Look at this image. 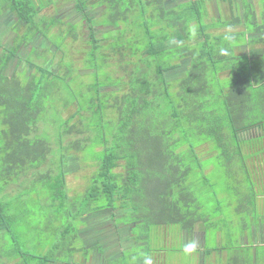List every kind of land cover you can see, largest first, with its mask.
Returning <instances> with one entry per match:
<instances>
[{
    "label": "trees",
    "instance_id": "16d2710c",
    "mask_svg": "<svg viewBox=\"0 0 264 264\" xmlns=\"http://www.w3.org/2000/svg\"><path fill=\"white\" fill-rule=\"evenodd\" d=\"M104 1L115 20L125 12L126 22L121 29L114 24L117 33L109 40L100 41L92 32L88 63L94 80L85 87H71L67 71L53 74L39 65L23 79L16 72L9 76L8 56L0 58V196L8 194L10 184L36 187L40 181L51 193V209L66 211V201L72 200V209H78L73 220L82 218L85 225H72L69 246L64 244L70 229H60L52 248L58 254L79 253L82 264L83 259L98 262L100 256L103 264L117 258L121 263L113 264H144L145 257L155 264L145 235L136 236L134 226H143L145 234L152 227H174L176 238L186 241L201 225L205 241L212 228L219 240L223 227L235 222L234 215L226 223L216 208L210 211L209 200L218 204L216 192L201 189L208 182L206 170L218 164L236 185L232 197L243 215V233L258 222L264 231V56L253 60L236 54V34L228 41L224 34L210 33L202 0L187 5L147 0V11L141 8L133 22L127 21V14L136 10L132 2L119 9L116 0ZM76 6L85 8L83 3ZM5 10L28 30L38 31L32 0H0V12ZM257 29L264 32V26ZM258 41L264 44V37ZM71 105L76 109L58 125L54 148L50 127L38 124H46L44 115H62ZM251 130L257 133L247 134ZM71 149L95 167L83 193L72 197L65 170ZM199 178L205 182L200 184ZM10 205L0 197L2 236L15 218L8 213ZM98 213L108 216L117 236L128 234L126 247L120 240L112 257L104 254L108 244L86 245L83 232L97 225L89 223V216ZM102 221L99 217L98 223ZM120 225L128 227L120 230ZM226 231L231 241L234 231ZM236 244L205 245L199 264H264V240L254 245L255 254L247 244ZM91 250L93 258L88 257ZM51 258L39 257V264H56Z\"/></svg>",
    "mask_w": 264,
    "mask_h": 264
},
{
    "label": "rangeland",
    "instance_id": "374dc122",
    "mask_svg": "<svg viewBox=\"0 0 264 264\" xmlns=\"http://www.w3.org/2000/svg\"><path fill=\"white\" fill-rule=\"evenodd\" d=\"M68 1V0H67ZM100 0L89 4V7L94 8L96 5H98ZM114 1V0H113ZM119 3V9H123V7H129L130 3L132 2L133 5H136L133 12L130 14H127V21L133 22L136 18H138L141 14V8H144L145 11H147V0H121L122 3H120V0H116ZM104 4H108L106 1H102ZM182 5H187L188 1H180ZM201 3V1H197ZM38 5L43 6L42 0H37L36 2ZM70 5H67V8H65L62 12V15H65V12L71 13L72 9V3L69 2ZM68 3V4H69ZM84 4V1L82 2ZM191 3V2H189ZM85 5V4H84ZM203 6V5H202ZM86 7V6H85ZM87 7L86 12L90 10L91 8ZM176 7V6H175ZM174 7V8H175ZM181 8L179 5L176 7V9ZM101 9V8H100ZM249 6L245 5V12L248 15ZM204 10H202L203 13ZM52 11H43L40 12V14H51ZM113 13V10H110V7H107V11L105 14L101 15L97 19L89 18V24H101L102 26L107 25H114L115 23H119L121 25L118 28H123V22H126L123 17L118 18L117 20L112 21L111 15ZM71 16H61L64 18V23L61 25L53 26L51 30H48V24L53 21V17H39L36 16V20L40 21V26L38 27V31L40 32V36L44 38V42L48 45L49 43L53 44V46L57 47V52H55V58L53 61L56 63H59L61 65L60 74H64L65 71L68 73L69 82L71 84V87L74 85L80 86V88L83 86L85 87L89 83L93 82L94 80V74L91 72L90 63L88 61H91L90 57V51L93 46V41L88 40L86 41L88 37L87 33H83V31H79L77 34V38L75 39L73 36L70 38L67 31H69L71 28L76 29V25H72V13ZM206 17V18H205ZM68 19V20H66ZM207 14L204 15L203 22L207 25L206 22ZM46 22V24H44ZM61 29L60 32L56 31L58 29ZM63 28V29H62ZM114 29V30H113ZM191 29V27H190ZM55 30V31H53ZM101 30L95 31L96 34L102 38L105 39H111L116 33V28L110 27L99 34ZM195 33V32H194ZM73 35V34H72ZM72 38H74L75 41L72 43ZM86 41V45H84ZM238 41H243V36H239ZM48 50V47H45ZM245 51V50H243ZM249 56L255 55L252 51H250ZM27 49L22 52V57L26 55ZM238 53V52H237ZM248 56V54H245ZM248 56V57H249ZM28 59V58H26ZM252 59V58H251ZM91 72V73H90ZM100 74H103L101 72ZM19 76L23 79L24 75L22 73H19ZM77 88L76 86L73 87ZM107 89V88H106ZM63 109V108H62ZM74 106H69L66 109H63L62 115L59 116L54 115V113H49L47 115H44L46 118H48L46 124L44 122H39V127L42 128L44 126L50 127L48 130L51 132V144L52 147H57V142L55 143L54 135L57 133L58 125L60 122L63 121L62 118H67L69 115H71L75 111ZM62 116V117H61ZM72 123V121H71ZM56 124V125H55ZM43 131V130H42ZM260 132V131H259ZM258 132V134H259ZM45 132H42L44 134ZM252 133V134H251ZM257 133V132H256ZM253 130H251L247 134H251V136H254ZM85 135H89L88 132L84 133ZM73 136V135H72ZM72 136H68L67 140H72ZM78 136V135H77ZM74 136V137H77ZM49 140V136L46 135ZM73 137V138H74ZM207 146H203L202 149H207ZM86 151H89L88 149ZM69 160L65 162L66 167V187L67 192L70 197L81 194L85 190V187L87 185L89 176L94 170V164L90 162L89 160L86 161L83 153L81 152H75L74 150H69ZM56 155V157L59 159L60 153L57 150H54L52 155ZM77 157L73 158L72 157ZM89 155V153H85V155ZM81 158V159H80ZM85 160V161H84ZM206 163V159L203 161ZM212 169L208 168L206 171V177L208 178V182L206 183V186H202L201 189L205 191L206 189H213L217 195L218 204L215 205V202L213 200H209V210L212 211L214 208L215 210H218V213L220 212L222 215L226 217V223H229V217L235 216L234 220L235 222L233 225L231 222L229 223L228 227H223L224 231L227 233L226 228L231 229L234 231L233 235L231 236L232 240L229 241V237L226 236L225 232H220L219 238L217 239V235L215 234V228H212L207 234H206V240L204 241V232L202 229V226H198L196 231L193 233V235L190 238H187L186 241H183L179 238H176V232L173 231L174 227L168 228L166 227H152L149 230V233L145 234L146 230L143 226H134L132 228V232L138 236L143 237L145 235L144 242L148 243V247L152 250L151 255L155 260V264H198V255L201 252V249L204 246V243L206 247L208 248H214L218 245L220 242L221 245H233L236 243H239V235L243 234L244 226H242L243 222V215L239 213V211H236V201L233 199V194L235 192L236 185L231 184V179L228 177L227 171L225 169H221V167L218 164L213 165ZM58 166L54 167L56 170ZM42 169L46 168V165H43L41 167ZM40 168V169H41ZM22 180V179H21ZM200 184L205 182L203 179L199 178ZM230 186L231 190H228L227 187ZM37 188V189H36ZM213 190H210L213 192ZM229 191V192H227ZM6 192L8 194L2 195L1 200L10 203V208L8 207V213L11 215H14V221L10 227L9 232H5L4 235H0V264H39L40 260L39 257L44 256H52V260L56 261V264H67L71 262L72 264L82 263L79 262L81 259L79 256V253L74 254L73 256H67L66 254H58L53 251V245L57 243L58 240H60V229L67 227L68 230L67 234L65 235V246H69V240L72 237V225L74 226H81L85 225L83 223L82 218L74 221L73 216L74 213L78 211V209H72V200L71 202L66 201L65 205L67 206L66 211L57 210V209H51L50 208V197L51 193L48 190V187L44 184H40V181L35 186L32 187H24L22 185L18 186L17 184H10L6 188ZM214 193H209L211 196ZM206 202V200H205ZM64 207V206H63ZM215 212V211H214ZM100 215V216H99ZM129 216V215H127ZM99 217H102V222L98 223ZM108 216L102 213H98L96 217L93 215L89 216V223H91V220H95L94 224V232L87 235V233L83 232L84 238L87 239L86 245L90 246V244H94L97 242H103V244H108V250L107 254H109V257H112L115 253L118 247V243L120 240H123L124 242L126 240L125 236H128L127 233L122 234V236H118L115 233V227L113 226L112 221H110ZM98 220H97V219ZM87 223V222H86ZM252 225H256V223L251 224V226L245 230V233L249 234L250 231H252ZM128 226H118L120 230L126 229ZM80 228V227H79ZM219 228V227H218ZM81 229V228H80ZM122 232V231H120ZM128 232V231H127ZM160 236V238L158 237ZM245 239H242L243 241ZM257 240V238L255 239ZM183 241V242H182ZM191 241L192 243H190ZM81 245L80 239L76 240V243H79ZM141 242V240H140ZM185 243V246L183 244ZM126 243L122 244V248L126 247ZM187 245V246H186ZM97 248L100 249V253H103V247L99 246V244L96 245ZM183 247V249H182ZM205 247V246H204ZM136 249V248H134ZM134 249H129L134 250ZM182 249V250H181ZM128 250V251H129ZM93 251V250H91ZM141 251V250H140ZM17 252H20L22 255L16 258ZM127 253V251H125ZM30 255H33L35 257H31ZM103 257L100 256V260L96 259L98 262H91L90 260L86 261L85 264H103ZM115 260H119L118 258ZM112 261L113 262L115 261ZM18 261V262H17ZM17 262V263H15ZM120 262V260H119ZM121 263V262H120Z\"/></svg>",
    "mask_w": 264,
    "mask_h": 264
},
{
    "label": "flooded vegetation",
    "instance_id": "af4514ba",
    "mask_svg": "<svg viewBox=\"0 0 264 264\" xmlns=\"http://www.w3.org/2000/svg\"><path fill=\"white\" fill-rule=\"evenodd\" d=\"M84 1L83 6H86L83 8V10H80L77 8V3H82ZM98 0H72V25H76V29L72 30L71 37L75 36L74 38H77V34L79 31H83V33H87L88 37L85 38L88 40L92 39V32L94 33V37L96 39H101L100 41L104 40V38L98 36L95 31L101 30L99 32L102 33L106 29L113 27L115 28L114 25H107V26H102L101 24H89V18L92 19H97L101 15L105 14L107 11V5L104 4L100 0L98 5H96L94 8L89 7V4H92ZM171 0H163L164 5H169V2ZM175 2H172L174 4ZM87 7L91 8L86 12ZM251 7V6H250ZM67 8V7H66ZM101 8V9H100ZM71 12V11H69ZM10 11H1L0 12V58H5V56L8 58L7 64L5 71L6 73L11 76L13 73L16 72L17 75L19 73H22V75L26 76L29 75V73L35 72L36 69H38L35 65H39L40 67L47 68L48 71H51L53 74H58L61 70V65L59 63H56L53 61L55 58V52H57V47L53 46V44L49 43L48 45L44 42V38L40 36V32L36 31L31 34V36L24 31L20 32V30L24 29L25 25L19 24L18 19L12 17L10 14ZM68 13V12H66ZM246 12L243 14L241 18L246 19L248 18L249 20L253 18L254 12L253 9L248 10V15H245ZM125 16V12L122 13L121 17ZM236 16L238 15H229L228 18H230V22L234 21ZM227 17V16H225ZM233 17V18H232ZM111 20L115 22V15H111ZM17 20V21H16ZM119 25L118 27H120ZM114 30V29H113ZM70 36V35H69ZM70 37V38H71ZM74 38H72V43ZM86 41L84 45H86ZM102 43V42H101ZM104 43V42H103ZM48 47V50L45 48ZM17 48V49H16ZM27 49L26 55L22 57V52ZM10 56V57H9ZM28 58V59H26ZM30 59V62L28 60ZM259 227V232L262 233L261 235V240H264V231L261 226ZM94 232L93 228H89L86 231L87 235L91 234ZM87 243V240H86ZM127 243L126 241L124 242L122 240V244ZM92 244V243H91ZM90 244V245H91ZM118 246L120 244L118 243ZM109 247L104 249V254H107V250ZM95 250L91 251L89 254V258L95 257ZM106 259V257H105ZM104 260V259H103ZM87 260L83 259V264L86 263ZM106 263V262H105ZM79 264V263H76ZM82 264V263H80Z\"/></svg>",
    "mask_w": 264,
    "mask_h": 264
},
{
    "label": "crops",
    "instance_id": "0c3cea01",
    "mask_svg": "<svg viewBox=\"0 0 264 264\" xmlns=\"http://www.w3.org/2000/svg\"><path fill=\"white\" fill-rule=\"evenodd\" d=\"M43 6L38 5L36 2L37 0H32V3L35 7L38 8V12L36 16L39 17H53V21L48 24V30H51L53 26L61 25L64 23V18L66 16H71L72 13H66L62 15V11L70 5L69 2L72 3V0H42ZM178 1H185V0H178ZM189 1V0H187ZM69 3V4H68ZM202 5L205 11V16L207 14V25L210 28L209 32L212 34H233L237 36H243V41H238L235 45V53L236 54H248L250 55V51H252L255 55L247 56L248 58L258 59L264 56V44L259 39L264 37V32H261L259 28L260 26H264V0H202ZM249 6V9H253L254 15L252 19H243L240 17L243 16L245 13V5ZM251 6V7H250ZM43 11H52L49 14H40ZM12 17L17 18L16 15L12 12L9 13ZM238 15L236 16L234 21L230 22L229 15ZM61 16H64L62 18ZM227 16V17H225ZM206 18V17H205ZM18 19V18H17ZM68 20V19H66ZM17 21V20H16ZM19 23V20L18 22ZM20 24V23H19ZM46 24V22H44ZM25 25V24H23ZM72 27V26H70ZM63 29V28H62ZM60 28L56 31L60 32ZM24 31L25 33L31 36L32 33L36 32L33 30H28V26L25 25L24 29L20 30V32ZM55 31V30H53ZM264 31V30H263ZM69 37L72 35V28L67 31ZM245 50V51H243ZM238 52V53H237ZM259 222L257 225H252V231L249 234L243 233L239 235V243L240 244H247L251 247L252 252L255 254V246H259L262 244L261 235L262 233L259 232ZM220 236V235H219ZM257 238V240H255ZM242 239H245L241 241ZM220 240V238H219ZM192 243L191 241H189ZM236 245H239L238 243ZM255 245V246H254ZM205 246V244H204ZM204 246L202 248L195 247L197 249H201V252L198 255V261L203 255Z\"/></svg>",
    "mask_w": 264,
    "mask_h": 264
},
{
    "label": "clouds",
    "instance_id": "9594fccd",
    "mask_svg": "<svg viewBox=\"0 0 264 264\" xmlns=\"http://www.w3.org/2000/svg\"><path fill=\"white\" fill-rule=\"evenodd\" d=\"M232 39H234V37H233L232 35H230V34H226V35H225V40L230 41V40H232ZM144 264H152L151 257H145V259H144Z\"/></svg>",
    "mask_w": 264,
    "mask_h": 264
}]
</instances>
